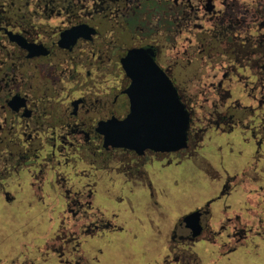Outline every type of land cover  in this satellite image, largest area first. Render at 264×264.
I'll return each instance as SVG.
<instances>
[{"label": "flooded vegetation", "instance_id": "flooded-vegetation-1", "mask_svg": "<svg viewBox=\"0 0 264 264\" xmlns=\"http://www.w3.org/2000/svg\"><path fill=\"white\" fill-rule=\"evenodd\" d=\"M81 25L96 33L59 44ZM136 48L154 50L189 112L184 150L104 147L99 123L130 112L122 59ZM199 158L212 165V197L176 215L162 264H193L201 243L228 256L264 238V186L253 207L229 203L247 171L264 173V0H0V219L35 204L54 222L42 248L0 264H103L127 213L146 236L158 186L194 195L181 181ZM195 212L198 237L184 222Z\"/></svg>", "mask_w": 264, "mask_h": 264}, {"label": "rangeland", "instance_id": "rangeland-1", "mask_svg": "<svg viewBox=\"0 0 264 264\" xmlns=\"http://www.w3.org/2000/svg\"><path fill=\"white\" fill-rule=\"evenodd\" d=\"M197 164L200 169L188 167L185 170L186 178L181 181V189L187 194L194 193V195L190 197L182 195V192L176 191L169 184L158 186L159 189L164 188L165 199L158 211H155L154 207L152 210L148 209L152 220L149 227L150 232L148 230L146 236L142 237L144 230L139 228L127 213L121 225L125 231L121 235L113 237L111 242L106 245L103 264H162L168 254L165 244L171 239L173 226L177 219L176 215L186 212L194 206H199L212 197V191L207 189L202 175L211 178L212 165L209 160L203 158H199ZM231 171H237L236 176L245 175L244 169ZM110 189L112 192L116 190ZM242 190L243 192L239 195H233L234 201L241 199V195L246 194V191ZM229 203L235 208L232 202ZM27 207L26 204L25 210ZM53 229L54 222L51 220V213L41 205H30L21 219L8 215L1 218L0 261L10 263L12 259L23 252L25 245L32 246L33 243H36L39 246L37 248H42L43 242L52 234ZM136 234L139 237L134 243L133 237ZM253 235L249 236V243L246 242L245 246L228 256H223V252H226L228 248H220L218 244L201 243L194 250L195 261L193 264H264V238H255ZM232 244L234 243L231 242L229 245ZM34 258L37 261L40 260L38 249Z\"/></svg>", "mask_w": 264, "mask_h": 264}, {"label": "water", "instance_id": "water-1", "mask_svg": "<svg viewBox=\"0 0 264 264\" xmlns=\"http://www.w3.org/2000/svg\"><path fill=\"white\" fill-rule=\"evenodd\" d=\"M95 33L87 25L74 27L62 33L59 44L66 40L74 44L79 38H89ZM11 39L20 40L17 37ZM122 66L131 79L126 91L130 112L123 120L113 118L99 123L97 132L103 136L104 147L126 149L138 154L145 151L176 153L186 149L190 115L178 89L156 63L154 50L132 49L122 59ZM184 222L194 237L202 235L200 212L187 215Z\"/></svg>", "mask_w": 264, "mask_h": 264}, {"label": "crops", "instance_id": "crops-1", "mask_svg": "<svg viewBox=\"0 0 264 264\" xmlns=\"http://www.w3.org/2000/svg\"><path fill=\"white\" fill-rule=\"evenodd\" d=\"M236 173L237 171H231L232 176H235ZM243 179L246 194L241 195V199L237 201H234V196L230 198L232 199V201L230 202H232V205L236 208L237 211L240 209L244 210L247 207H253L254 205H256V196L250 195V192L257 191L260 186H264V173L261 170L255 172L247 171L246 177H243ZM215 187L220 188V184L216 182Z\"/></svg>", "mask_w": 264, "mask_h": 264}, {"label": "trees", "instance_id": "trees-1", "mask_svg": "<svg viewBox=\"0 0 264 264\" xmlns=\"http://www.w3.org/2000/svg\"><path fill=\"white\" fill-rule=\"evenodd\" d=\"M47 2H49V0H46Z\"/></svg>", "mask_w": 264, "mask_h": 264}]
</instances>
